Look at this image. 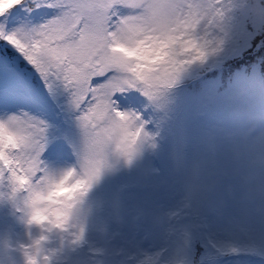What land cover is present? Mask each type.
Returning <instances> with one entry per match:
<instances>
[{
    "label": "snow or ice",
    "instance_id": "6c2138e0",
    "mask_svg": "<svg viewBox=\"0 0 264 264\" xmlns=\"http://www.w3.org/2000/svg\"><path fill=\"white\" fill-rule=\"evenodd\" d=\"M40 10L51 14L34 24ZM217 15L200 0H0V108H16L0 115V179L7 171L18 192L45 178L40 157L74 146L73 131L86 143L73 153L86 163L82 183L99 175L107 148L131 162L140 111L124 101L160 100L186 61L216 52L219 42L199 33ZM50 211L62 223V209Z\"/></svg>",
    "mask_w": 264,
    "mask_h": 264
},
{
    "label": "clouds",
    "instance_id": "9594fccd",
    "mask_svg": "<svg viewBox=\"0 0 264 264\" xmlns=\"http://www.w3.org/2000/svg\"><path fill=\"white\" fill-rule=\"evenodd\" d=\"M200 2L222 12L221 0ZM248 3L259 23L264 25V0H248ZM222 15L215 16L211 26ZM210 27L201 25L199 34L209 39ZM197 61L201 60L193 58L185 63L188 66ZM149 102L163 110L164 95L158 101ZM148 107L140 111V118L130 129L132 133L142 129L131 162L127 155L112 146L97 156L101 162L100 173L87 183H82L89 175L82 161L34 181L27 189L7 198L22 213L25 232L15 242L10 238L3 241L5 255L0 264H130L133 260L135 264H182L177 258L163 259L162 252L141 259L136 253L111 246L117 234L112 232V223L119 222L121 215L120 193L113 194L110 199L91 198L106 177L131 168L146 151L159 149L160 132L149 129L152 119L145 116ZM260 120H264V116L250 115L248 123L251 126L238 139L230 137L226 151L213 144L207 152L188 159L182 151L173 150L169 154L173 166L168 176L179 197L176 209L167 214L159 213L145 202L137 207L136 218L151 215L163 223L167 218H179L195 208L213 225L229 230H253L257 218L264 220V131L253 135ZM69 171H74L71 177H68ZM156 171L163 177L161 170ZM168 185L167 178H148L142 183V187L153 192ZM34 200L38 202L33 203ZM229 201L235 202L234 211ZM103 206L111 208L112 219L100 215ZM50 209H62L58 217L62 223H54L57 216H53ZM93 231L97 236L95 240L91 238ZM14 253L19 254V259Z\"/></svg>",
    "mask_w": 264,
    "mask_h": 264
},
{
    "label": "rangeland",
    "instance_id": "374dc122",
    "mask_svg": "<svg viewBox=\"0 0 264 264\" xmlns=\"http://www.w3.org/2000/svg\"><path fill=\"white\" fill-rule=\"evenodd\" d=\"M219 7L223 13L222 18L215 21L209 29V39L219 42L218 50L210 54L206 60L186 66L178 81L186 80L193 76L196 70L205 66L216 68L226 58L239 55L255 35L248 22H252L251 24L257 28L261 25L252 13V5L248 3V0H221ZM236 10L240 11L239 15ZM47 11H37L34 16V24L42 23L47 15L51 14V10ZM259 74V68L253 67L250 79L252 81L259 79ZM243 81V74L239 73L235 83H242ZM205 83L204 88L198 93V97L197 94L193 96L194 98L197 97L199 102L193 107L187 105L181 108L180 105L177 107L169 105L171 107L170 132H165L166 136L164 134L162 136L163 139L166 138L161 148L165 162L163 177L151 171L149 156L146 151L131 168L121 169L117 174L106 177L93 191L91 198L93 200L102 197L110 199L113 194L120 193L121 215L119 222L113 221L112 223V232L117 234L111 241V246L136 253L141 259L162 252L165 260L177 258L182 261V264H195V253L200 250V259L206 260L202 264H222L225 259L224 252L233 253L231 259L234 264H264L251 259L249 261V257L246 255L253 250L264 255V220L259 218H257L256 227L251 231L229 230L213 225L195 208L189 209L186 215L179 218H167L163 223L157 222L151 215L136 218L137 207L145 202L153 211L159 213L167 214L176 209L179 197L176 194V186L171 185V178L168 176V172L173 166L169 154L173 150L182 151L188 159L199 153L207 152L213 144L219 145L222 150L226 151L230 143L229 138L238 139L240 134L247 130L245 122L237 125V130L233 131L228 124H223V121L219 124L202 117H200L201 121H195L196 112L191 119H188L185 115L187 111L196 107V111L201 112L207 110L211 104L215 110L253 111L256 105L261 104L259 97H264V94L257 91L254 97L251 96L249 99L246 96H240L241 92L237 93V90L231 86L222 96L215 98L217 83L215 81ZM133 95L132 102L137 103L141 108L148 104L147 98L140 96L139 93H133ZM188 97L185 99L190 101ZM164 98L165 105L171 104L169 97H165V93ZM179 98L184 99V97ZM21 106L30 108L29 105ZM124 106L128 109L133 108L126 101H124ZM176 108L177 111H175ZM15 110V107L11 109L0 108V115L6 111ZM31 110L35 111L34 108ZM154 114L159 116L161 112L155 108ZM185 120L186 124L184 123ZM181 127L182 131L179 135L178 130ZM73 136L75 138L74 146L82 154L86 148L85 140L82 136L77 137L75 131H73ZM172 140L175 142H171ZM47 147H50V144ZM71 151L72 149L63 148L55 149V152L52 153H45L40 157L39 171H42L44 177L47 178L49 173L53 174L77 165V161L70 157ZM7 176L4 175L5 178L0 179V259L5 255L3 241L10 238L15 242L22 238L25 232V226L21 220L22 213L17 210L11 200L7 199L14 193V185ZM148 178H167L169 185L153 192L142 187V183ZM229 203L234 211L235 202L229 201ZM103 208L104 210L100 215L103 218L112 219L111 208L108 206H103ZM197 213L201 215V218L195 224L194 217ZM195 226H198L197 230ZM209 229L214 234L215 239L207 236ZM91 238L97 239L95 231H93ZM211 245L215 246V251H212ZM14 254L19 259V254ZM130 264H135V260L130 261Z\"/></svg>",
    "mask_w": 264,
    "mask_h": 264
},
{
    "label": "bare ground",
    "instance_id": "6f19581e",
    "mask_svg": "<svg viewBox=\"0 0 264 264\" xmlns=\"http://www.w3.org/2000/svg\"><path fill=\"white\" fill-rule=\"evenodd\" d=\"M170 163V162H169ZM165 168V167H164Z\"/></svg>",
    "mask_w": 264,
    "mask_h": 264
}]
</instances>
